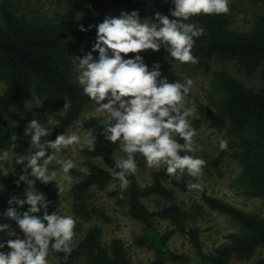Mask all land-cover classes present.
Segmentation results:
<instances>
[{"label":"trees","instance_id":"16d2710c","mask_svg":"<svg viewBox=\"0 0 264 264\" xmlns=\"http://www.w3.org/2000/svg\"><path fill=\"white\" fill-rule=\"evenodd\" d=\"M87 1L58 0L52 12L41 18L17 10L11 0L0 3V80L4 83L0 92V150L14 144L18 152L29 154L30 138L25 136L24 130L14 131V121L20 120L15 107L24 97L34 94L43 98L51 107L63 108L62 113L56 117L51 135L42 137V141L55 139L59 133L66 135L81 117L84 107L91 102L83 94L82 86L75 77L73 50L76 45L61 12L63 5L76 11L84 8ZM108 1L116 7L118 15L121 10L135 9L139 11L141 20L155 22L154 12L166 14L145 0ZM247 1L259 9L249 29L233 28L229 11L220 14L202 13L185 22L204 29L202 35L194 38L191 52L205 72L213 70L216 59L231 61L248 74L259 73L262 84L259 87L249 86L234 74L220 70L216 72L217 100L212 101V104L200 100L192 102L188 93L185 101L186 107L195 112L191 121L195 128L207 124L218 131H235L237 137L229 145L236 149L235 156L241 163V172L235 185L244 195L264 199V0ZM80 35L85 37L83 32ZM143 55L150 65L153 61H159L169 81L183 83L170 65L156 54L147 51ZM104 125L96 116L83 122L84 128L93 134L94 139L92 146L83 150L87 157L86 168L82 170L73 167L69 170L73 177L71 196L74 200V213L84 222H90L96 216L105 217L98 207L87 202V197L94 187L106 190L111 184L117 183L109 195L115 198L116 208L126 205L128 214L144 225V233L135 242L138 246H150L155 251V257L149 262H132L126 243L121 238H113L105 243L102 226L94 223L88 226L76 245L71 242L72 251L66 258L65 253L50 249L53 260L48 258L49 264H229L235 257L248 258L257 249L264 247L263 215L249 212L206 192L202 194V204H195L191 208L179 201L178 191H188L189 185L197 178L188 175L186 171H178L176 175L170 176L165 171V164L159 168L153 166L149 182L142 186L137 172L147 164L144 157L136 153V171L127 176L129 184L121 190L119 180L111 172L119 171L115 167L118 162L115 152H119L123 158L126 154L120 150L119 141L112 143L104 139L101 134ZM14 134L17 135L15 141L11 139ZM180 142L183 143L182 140ZM66 150L64 148L62 151ZM226 150L213 158L196 150L188 154L202 158L205 161L203 170L209 172L211 167H218ZM15 181L13 178L3 180L0 177V213L8 207L7 200L12 195L22 197L26 186L23 182L17 186ZM43 193L52 202L49 212L61 214L52 194ZM148 197L157 199V209H151L145 203L144 199ZM207 209L229 217L238 225V230L229 233L227 241L215 246L212 251H206L202 231L197 224ZM163 221L169 224L165 229L161 228ZM0 222H9L15 227L14 222ZM180 234L188 239L195 250L197 262L187 253L170 248L172 239ZM254 264H264V251H261Z\"/></svg>","mask_w":264,"mask_h":264},{"label":"clouds","instance_id":"9594fccd","mask_svg":"<svg viewBox=\"0 0 264 264\" xmlns=\"http://www.w3.org/2000/svg\"><path fill=\"white\" fill-rule=\"evenodd\" d=\"M173 5L168 14L153 13L154 21L141 20L138 10H121L119 15L107 14L95 25L79 24L87 32L95 28V39L88 50L81 48L78 61L77 82L83 94L96 105V111L106 114L101 134L109 142L119 141L120 150L126 154L115 165L111 175L117 178L121 190L127 188V176L136 171L135 154H141L149 167L166 165L170 175L187 172L198 177L205 161L189 155L195 151V129L188 117L193 109L186 107L185 97L193 81H169L161 70V63L146 62L143 53L165 50L164 59L181 63L196 62L191 49L194 38L204 29L186 23L199 14H220L229 11L230 0H170ZM171 17V18H170ZM163 46V47H162ZM131 53L132 55H128ZM52 129L31 119L24 134L29 139V154H15L13 144L0 150V174L6 165H23L15 181L26 187L21 195H12L8 207L0 213V264H49L50 249L71 253L75 219L71 215L49 212L52 203L36 188L37 181L47 184L57 176L50 171L53 162L60 164L65 180H71V159H60L64 148L80 142L76 133H59L55 139H45ZM17 135L12 136L15 141ZM183 141L181 143L180 141ZM228 141L221 139L219 147L227 149ZM184 153L183 155L181 153ZM59 186V185H57ZM190 187H199L192 183ZM27 205L25 209L24 206ZM19 229V231H17ZM5 249H7L5 251Z\"/></svg>","mask_w":264,"mask_h":264},{"label":"rangeland","instance_id":"374dc122","mask_svg":"<svg viewBox=\"0 0 264 264\" xmlns=\"http://www.w3.org/2000/svg\"><path fill=\"white\" fill-rule=\"evenodd\" d=\"M3 0H0V3ZM150 5L169 13V9L173 7L170 0H145ZM17 10L24 11L31 17L41 18L45 14H50L56 7L58 0H11ZM229 13L231 14V26L235 29H249L252 26L255 13L259 11L255 5L247 0H230L228 5ZM63 18L66 20L68 31L71 39L75 43L73 50V64L75 68V77L77 79L78 61L75 59V55H81V48L85 51L90 48L91 43L95 39V28L93 27L87 32H83L85 37L80 35L79 24H84L85 27L92 24L95 25L102 22L105 15L112 14L118 15L116 7H113L108 0L92 1L88 0L85 7L76 11L69 9L63 5L61 9ZM171 18V17H170ZM149 21V20H148ZM161 60L170 65L171 69L178 75L182 82L187 79L193 81L190 86L189 100L192 102L200 100L205 104H212L219 98L217 86V71L226 70L241 80H243L249 86L259 87L261 77L259 73L248 74L244 70L240 69L235 63L231 61H225L216 59L214 61L213 70L211 72H205L202 67H199L197 61L195 63L187 62L181 63L168 59H164L165 50L154 52ZM4 87L3 81L0 80V92ZM15 110L20 114V120L14 121V131L24 130L27 123L31 119H39L40 123L48 129L54 128L56 123V117L62 113L63 108H54L48 105L46 101L38 97L37 95H30L24 97ZM96 116L99 117L105 124L107 122L106 114L96 111V105L91 101L87 104L79 120L68 130L67 134L76 133L80 136V142L78 144L67 147L66 151H62L59 154L60 159H71L74 163V168L84 170L86 168L85 162L87 160L83 150L90 148L94 136L87 129L84 128L83 122L85 119ZM195 116V112H192L189 122ZM191 127L195 129L196 135L193 137V147L200 154H207L209 157H217L223 151L219 147L221 139L228 141L227 153L223 157L222 161L217 168L211 167V171H204L202 168L201 174L192 182L199 185V187H190L188 191H178L177 199L184 203L187 208H191L195 204H202V194L208 193L214 196L225 199L232 204L243 208L249 212L258 213L264 216V199L259 197H249L244 195L239 187L235 185V180L241 172V163L237 156H235L236 149L232 148L230 142L236 139V133L234 130L218 131L207 124H202L199 127ZM21 154L15 148L12 155ZM115 157L119 161L121 154L115 152ZM100 164L104 165L102 161ZM161 163L159 167L163 166ZM55 170L57 176L47 184H43L39 181L36 183V188L45 193H51L53 199L61 211V215H71L76 223V230L73 236V244L76 245L78 240L82 238L89 225L97 223L103 228V241L109 243L113 238H121L127 245L129 251V257L134 263L149 262L154 259L155 251L148 245L138 246L135 242L139 235L144 233V225L135 220L128 214V207L122 205L119 208L115 206V198L109 195V191H112L118 185L117 183L111 184L106 190H99L94 187L87 197V202L91 206H96L105 214L103 216H96L90 222H84L80 220L74 213L73 206L74 200L71 196V180H65V174L62 171L61 165L53 162L50 165V171ZM23 171V165H6L3 174L0 177L3 180L16 179L18 180L19 174ZM151 167L148 165L144 169L138 170L137 175L140 184L143 186L150 180ZM191 183V184H192ZM59 185V186H57ZM26 186V185H25ZM145 203L151 209H157V199L154 197H148L144 199ZM197 224L201 228V237L205 245L206 251H212L215 246L225 243L226 236L229 233L238 230V225L234 223L229 217L221 215L217 212L206 210L202 219L198 220ZM169 226L167 221H163L161 228L165 229ZM170 248L177 252L187 253L193 261L197 262V255L188 239L183 235H176L170 242ZM261 251H264V247L257 249L250 257L246 258H233L229 264H254L259 257ZM48 258H51L49 253ZM53 260V259H52ZM167 264H178L168 262Z\"/></svg>","mask_w":264,"mask_h":264}]
</instances>
